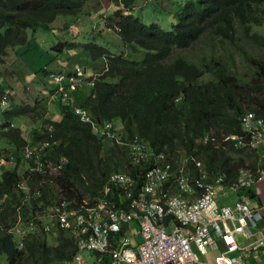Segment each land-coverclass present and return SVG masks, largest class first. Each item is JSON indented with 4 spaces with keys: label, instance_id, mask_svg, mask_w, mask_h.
Masks as SVG:
<instances>
[{
    "label": "trees",
    "instance_id": "1",
    "mask_svg": "<svg viewBox=\"0 0 264 264\" xmlns=\"http://www.w3.org/2000/svg\"><path fill=\"white\" fill-rule=\"evenodd\" d=\"M86 1L0 0V105L6 98L9 106L1 113L0 139L8 146L0 155L14 161L0 180V261L4 257L7 264H71L76 245L67 230H38L23 240L22 250L9 230L19 217L41 227L38 218L58 200L70 202L69 208L97 200L108 176L128 167L127 150L98 139L73 107L59 102L60 117L48 119V97L20 90L25 82L15 68L16 53L22 48L37 53V33L55 38L51 50L56 55H81L87 67L93 66L91 60L102 61L82 104L93 123L119 121L123 140L147 142L174 165L184 159L194 175L201 162L208 174L225 172L234 179L247 155L215 149L202 139L242 134L241 117L247 112L264 119V35L253 30L262 26L264 0H186L170 31L134 16L137 0H112L117 10L107 18L113 23L104 27L126 46L120 45L118 54L94 42H78L89 33L79 29L83 17L91 24L98 11L83 16ZM128 47L147 54L141 62L131 61ZM43 61L44 75L50 61L41 60L39 66ZM25 118L38 125L21 126ZM26 147L34 155L26 157ZM51 236L54 245L48 242Z\"/></svg>",
    "mask_w": 264,
    "mask_h": 264
},
{
    "label": "built area",
    "instance_id": "2",
    "mask_svg": "<svg viewBox=\"0 0 264 264\" xmlns=\"http://www.w3.org/2000/svg\"><path fill=\"white\" fill-rule=\"evenodd\" d=\"M76 113L86 121L84 112ZM242 126L244 137L228 136L224 141L234 142L238 148L245 146L243 141L248 137L250 145L262 152L261 165L240 169L237 179L228 186L233 192L264 182L263 122L247 114ZM99 132L116 144L126 145L108 127ZM32 155L34 151L26 149L25 156ZM130 159L132 171L111 174L98 200H83L72 208L66 200L57 201L46 213V221L38 218L45 232L57 223L58 228L76 238L74 264H90L85 253L98 255L97 263L108 256L111 264H245L241 253L250 249L240 247L236 236L245 234L248 223L254 225L261 220L264 205L260 210L252 209L245 198H240L232 208L219 207L218 192L227 195L225 173L210 178L201 167L195 178H190L183 168H175L165 155L138 140L131 143ZM255 191L258 195L259 189ZM131 223L137 225L140 240L135 246H125L119 235ZM37 228L35 221H30L26 225L18 223L11 232L24 239ZM262 241L254 243L251 250ZM22 247L20 242L18 248Z\"/></svg>",
    "mask_w": 264,
    "mask_h": 264
},
{
    "label": "rangeland",
    "instance_id": "3",
    "mask_svg": "<svg viewBox=\"0 0 264 264\" xmlns=\"http://www.w3.org/2000/svg\"><path fill=\"white\" fill-rule=\"evenodd\" d=\"M137 2H139V4H137L139 7L138 9L137 8L133 9V14L137 15V17L140 18V20L143 23L145 24L157 23L161 26L163 30L170 31L172 27L171 24L176 23L175 15H174V12H175L174 8L176 9L179 4H184L186 0H146L145 4H144L145 0H137ZM143 5H145V7H143ZM85 7L86 8L83 11L84 13L83 16L88 12L94 13L96 9H98V11H97L96 18L91 24H90V21L87 19V17L85 16L83 17L82 24H80L79 29L80 30L84 29L83 31L90 32V33H88L86 37H84V35L79 36L78 42L79 43L94 42L98 46H101L111 52L115 51L116 53L117 52L120 53L122 49V46L119 45L120 37L117 36V34L113 31L106 32L105 30H103L104 29L103 22L98 20V17L99 18L102 17L103 21H105L104 25H110L113 23L112 20L108 21V19L107 20L105 19L106 16L110 15L114 11V7H116L113 1L112 0H87ZM141 9H143V11H141ZM168 13H172V14H168ZM253 30L254 32L260 35H264V18H263L262 26L258 28H254ZM39 31H42V30H39ZM36 37H35L36 43L39 45L36 52L39 54L34 53V55L31 54V56H28V54H26L25 48L19 49L16 53V55L19 56L16 65L18 64L20 67L19 69L21 70L22 73H24V74L19 73L20 79L23 82H25L27 86L29 85L28 83L31 80V78L35 77L37 78V81L35 83L39 84L40 82H42V84H44L47 89H52V88H55V84H54L55 82L51 78V75H59L60 72H62L61 73L62 75H70V74H75L79 70L83 71L84 69H86V73L83 74V80L85 79L88 80L92 78L95 74L93 66H95L96 69H100V70L103 67V63L101 60L100 61L91 60V63L93 66L87 67L85 57L81 55L72 56L67 52L61 55H56V53L51 50L52 49L51 41H53L55 38L48 32L47 33L39 32L37 33ZM117 46L119 48H117ZM199 47H200V44L195 45L191 49L190 52L195 51ZM43 50H45L46 53H43ZM126 54L129 60L141 62L144 59L147 52L141 49L134 51L130 48L129 50H126ZM41 60L50 61L49 64L45 67V71L47 72V74H44V75H43L44 61L42 65L39 66ZM15 68L17 69V66ZM86 83L88 82L86 81ZM86 83H83L82 85H80V87H78L76 91H73V92L69 90L66 91V95L68 97L67 103H69L73 107L82 106V104H84L88 96H90L91 94L90 92L92 90V86L87 85ZM22 87L20 90H22ZM14 88H15V84H14ZM46 96L47 94H43L42 99H46L47 98ZM55 98L57 101L60 100V97L58 95H56ZM50 104H52L51 97H49V104H48L49 113L47 114L46 117L48 119L57 120L58 116L55 113H58V108H57L58 104L57 105L56 103L54 104V106H56V109L54 110L52 109ZM65 105L67 104L65 103ZM2 112H3V108L0 107V123H2V117H1ZM87 117H86V121L88 119ZM21 124L20 125L24 126L25 128H34L38 125L36 123L32 124V122L29 120H23L21 121ZM102 126L103 128L108 126L110 128V132L111 130H113L115 134L119 135L118 134L119 127H120L119 121H114L113 123H106V124H103ZM97 137L100 140L102 139V137H100L99 135H97ZM104 143L106 142L104 141ZM7 146H8V141H4L3 139H0V151L6 148ZM246 162L248 161H245V163ZM182 164L183 162L181 161L179 165L182 166ZM3 168L5 167H2L0 165V180L2 178V174L4 173V170H2ZM9 168L10 167H8V169ZM232 196L233 195L231 194L228 197H232ZM218 201H220V199H218ZM230 202H231V199H228L226 200L224 205H228ZM222 203H223V200L220 201V204ZM48 242L50 245H54L55 244L54 237L53 236L49 237ZM87 256L90 257L88 261L92 263L94 260V257L92 255H87ZM0 262L1 264H7V261L4 257H1Z\"/></svg>",
    "mask_w": 264,
    "mask_h": 264
},
{
    "label": "clouds",
    "instance_id": "4",
    "mask_svg": "<svg viewBox=\"0 0 264 264\" xmlns=\"http://www.w3.org/2000/svg\"><path fill=\"white\" fill-rule=\"evenodd\" d=\"M146 3V0H145V2H144V4ZM137 4H139V2H137ZM135 5V7H133L132 8V14H133V9L134 8H137L138 9V5ZM116 5V4H115ZM180 5V4H179ZM178 5V6H179ZM143 7H145V5H143ZM123 7L121 6V8L120 9H122ZM117 10V7H114V11L111 13V14H113L115 11ZM178 10V7L175 9L174 8V15H175V13H176V11ZM141 11H143V9H141ZM171 11V10H170ZM153 12V11H152ZM151 12V13H152ZM150 13V14H151ZM91 14V13H90ZM110 14V15H111ZM168 14H172V13H168ZM110 15H108V16H106L105 17V19L107 20V18L110 16ZM134 16H137V15H135V14H133ZM140 19V18H139ZM99 21H101V22H103V26H107V25H104V22L105 21H103V18L102 17H100L99 19H98ZM176 20V19H175ZM150 24V23H149ZM157 24V23H156ZM173 24V23H172ZM171 24V25H172ZM159 25V24H158ZM161 27V26H160ZM103 30H105L106 32H110L111 30H109V29H106L105 27H104V29ZM113 32H115V31H113ZM90 33V32H89ZM116 33V32H115ZM117 34V33H116ZM117 36H118V34H117ZM120 40V39H119ZM119 45H123V46H125L122 42H121V40L119 41ZM126 47V46H125ZM128 49H130L129 47H128ZM111 52V51H110ZM111 53H113V54H118V52L116 53L115 51L114 52H111ZM28 56H31V54H28ZM104 67V66H103ZM94 68V67H93ZM94 71H96L95 72V74H94V76H96L97 74H99L100 73V69H96V67L94 68ZM62 73V72H61ZM59 74V75H51V78L53 79V81L55 82L54 84H55V88H52L51 90L52 91H55L54 93H50V92H48V90L49 89H45L43 86H41V83H39V84H37V83H35L36 82V80L34 79V78H31V80L29 81V85L27 86V85H23V87H25V88H27V91H32L33 90V95L34 94H39V95H43V94H47V96L46 97H48V104H49V97H51L52 98V104H50V106L52 107V109L54 110V109H56V106H54V104L56 103V105L60 102V103H64V105H65V103L68 105V106H71L69 103H67V101H68V97H67V95H66V91H71V92H73V91H76V89L78 88V87H80V85H82L83 83H86V81L88 82V83H86L87 85H91L92 86V83L90 82V79H85V80H83V74L84 73H86V69H84L83 71H81V70H79V71H77L75 74H70V75H62V74ZM93 76V77H94ZM33 79V80H32ZM56 79H58V80H56ZM34 82V83H33ZM31 83V84H30ZM71 86L72 87H74V89H71ZM22 87V89H24ZM38 91H40V93H37ZM25 94H26V92H24ZM56 95H58L59 97H60V100L59 101H57L56 100V98H55V96ZM7 99L6 98H3L2 99V104L0 105V107L1 108H3V109H7L8 108V104H7ZM71 107H73V106H71ZM48 108H49V106H48ZM58 108V107H57ZM77 110H80V111H82V112H84L85 114H86V116H89V113H88V111H86L84 108H83V106H74L73 107V112H74V114L79 118V120L81 121V122H83V123H87V124H90L91 125V127H92V129H93V132L95 133V135H99L100 137H102V141L104 142H106L107 144H111V145H115V146H117V147H119V148H122V149H125V150H127V156H126V158H127V169H124V171L123 172H113V173H125V172H131L132 171V166H131V159H130V157H131V143H133V141L134 140H138L139 142H141V143H143V144H145V145H147L150 149H152L155 153H162L163 155H165V157H166V159H167V161L171 164V165H173L175 168H179V167H181V168H183L188 174H189V177L190 178H195V176L197 175V170H196V175H194V171L193 170H191L190 169V167L187 165V163H186V161L183 159L182 160V162H183V164H182V166H180L179 165V163L181 162V161H177V164H173V162L168 158V156L164 153V152H157V151H155L147 142H144V141H142V140H140V139H138V138H135V139H133V140H131V141H125V140H123L122 139V137L121 136H119V135H117V134H115L114 133V131L113 130H111V133H113L114 135H116L119 139H121L126 145H119V144H116L113 140H110V139H107L105 136H103L99 131L101 130V129H105V128H107L108 126H106L105 128H103V126H98V125H96L95 123H93V121L91 120V118H90V116L88 117L89 118V120H90V122L89 121H84V120H82V118H81V115L80 114H77L76 113V111ZM49 111V110H48ZM247 114H253L254 116H255V114L253 113V112H247L246 114H244L242 117H241V128H242V134H231V135H227V136H224L221 140H219V139H217L216 137H214V136H205L203 139H202V142L204 143V144H207V143H211L212 144V146L215 148V149H219V148H222V149H230V150H233V151H236V152H238L239 154H242V153H246L245 155H248L247 153L248 152H250L251 154H255V156L254 155H250V156H245V160L246 161H248V162H246L244 165H243V167L242 168H240V169H243V168H247V169H249V168H258V167H260V165H261V155H262V152L260 151V148H258V147H252L251 145H250V139L248 138V137H246V138H244V141H243V143L245 144V146H243V147H238V148H235L234 147V142H226V141H224V139L226 138V137H228V136H236V137H244L245 135H246V132L244 131V129H243V126H242V118L245 116V115H247ZM60 116H59V111H58V118H59ZM256 117V116H255ZM256 119L257 120H262V122H263V132H264V119L263 118H260V117H256ZM23 120H29V119H27V118H25V119H23ZM22 120V121H23ZM29 121H31V120H29ZM96 129H97V131H96ZM108 130L110 131V128L108 127ZM264 134V133H263ZM46 145H48V143L46 144ZM49 146V145H48ZM48 146H46V147H48ZM31 149L30 147H26V149ZM26 149H25V151H26ZM3 154H1L0 155V165L2 166V167H5V168H3L2 170H5V171H10V170H12L13 169V165H14V161L12 160V159H10V160H7L6 159V157L4 156ZM249 157V158H248ZM253 157H255V159L257 158L258 159V162L257 163H255V161L253 162ZM62 162H64V160H62ZM62 162H60L59 163V165L60 166H57V169H59L58 167H60L61 168V166H62ZM253 162V163H252ZM196 164H199V166L200 167H197V165L195 166L197 169H199V168H201L202 167V169L208 174V172L205 170V168L203 167V165L201 164V162H196ZM11 165V166H10ZM8 167H10L9 169H8ZM240 169H238V171H237V176H238V172H239V170ZM113 173H111V174H113ZM217 173H225V172H216V173H212V174H208V176L211 178V177H213L214 176V174H217ZM110 174V175H111ZM226 174V179H225V183H226V181H227V176H228V174L227 173H225ZM109 175V176H110ZM108 176V177H109ZM237 179V178H236ZM107 180H108V178L106 179V183H105V186H106V184H107ZM225 183H224V186H225ZM20 188H22V189H24L25 190V188L23 187V186H21ZM105 188V187H104ZM103 192H104V190H103ZM221 194V192H218V194H217V196H221L220 195ZM227 194H228V191H227ZM103 195V193H101V196ZM99 199V198H98ZM97 199V200H98ZM58 201H63V200H58ZM88 201V200H87ZM96 201V200H95ZM46 214L45 215H43L42 217H40L39 219H43L44 221H46ZM18 223H20L21 225H26V223H23L22 221H21V219H20V217L17 219V222L15 223V225L9 230V234H11V235H13L14 237H15V239H16V243H17V248H18V244L20 243V242H22L23 243V247H24V242H23V240L26 238H24V239H21V238H19V237H17L14 233H12L11 232V230L18 224ZM53 225H51L52 227H55V228H58L57 227V223L55 224V223H52ZM58 229H60V228H58ZM38 230H43L42 229V226L41 227H38L37 228V230L33 233V234H29L27 237H30V236H33V235H35L36 233H37V231ZM62 230H66V229H62ZM44 231V230H43ZM45 232V231H44ZM51 232V231H50ZM50 232H46V233H49L50 234ZM75 245H76V238H75ZM23 247L21 248V249H19L18 248V250H22L23 249ZM221 247H223L222 246V244L220 243V251H221ZM219 251V253H221ZM76 253V252H75ZM87 255H92L93 257H94V260H93V262L92 263H90V264H94V263H97L96 262V260H97V257H98V255H96V254H93V253H85V258L88 260L90 257L89 256H87ZM108 258L109 259V257L108 256H105L104 255V260H105V258ZM74 258V257H73ZM110 260V259H109ZM244 262H245V260H244ZM71 264H74V260L72 261V263ZM98 264H105L104 263V261H102V262H100V263H98ZM106 264H111V261L110 262H107ZM245 264H247L246 262H245Z\"/></svg>",
    "mask_w": 264,
    "mask_h": 264
},
{
    "label": "crops",
    "instance_id": "5",
    "mask_svg": "<svg viewBox=\"0 0 264 264\" xmlns=\"http://www.w3.org/2000/svg\"><path fill=\"white\" fill-rule=\"evenodd\" d=\"M17 68L18 69L20 68L19 65L17 66ZM19 73L24 74L21 72L20 69H19ZM23 85H26V84L22 83V86ZM55 114H57V116H58V113H55ZM242 154L245 155L246 153H242ZM247 154H248L247 156H250V155L255 156V154H251L250 152H248ZM254 161H255V163H257L258 159L257 158L255 159V157H253V162ZM236 178H237V174H236V177L234 179H230L227 176L225 188L227 189L228 194L226 196H217L216 202H217L218 206L219 207H230V208H232V207H234L235 203L240 200V198H245V203L250 208H252V209L258 208V210H260L262 208V206L264 205V182L258 183L256 186H253L252 188H249V189H239L238 191L233 192V191H230L228 189V186L232 182H234L236 180ZM255 188L259 189L258 195L255 191ZM231 194L233 195L232 196L233 199H232V197H228ZM218 199H220V201L223 200V203L220 204V201H218ZM228 199H231V202L228 205H224V203ZM260 213L262 216L261 220H258L257 222H255L254 225L251 223H248L245 234H238L236 236L237 243L239 244L240 247L250 249V251H245V252L241 253V254H243V258L247 264H264V211L260 210ZM119 239H120V242L122 243V245L135 246L140 240L139 230H138L137 225L134 223L125 225L123 227V231L119 235ZM260 240H263L262 245L257 247L255 250H251L254 243L259 242ZM222 250H223V247H221V251ZM211 258H212V256L209 257V260ZM107 262H110V260L106 257L104 260V263L106 264ZM94 264H98V263H94Z\"/></svg>",
    "mask_w": 264,
    "mask_h": 264
}]
</instances>
